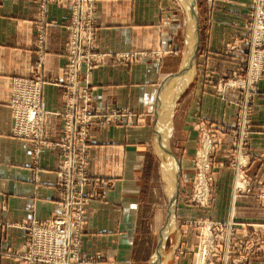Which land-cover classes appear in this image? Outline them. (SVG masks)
Wrapping results in <instances>:
<instances>
[{"label":"crops","instance_id":"obj_1","mask_svg":"<svg viewBox=\"0 0 264 264\" xmlns=\"http://www.w3.org/2000/svg\"><path fill=\"white\" fill-rule=\"evenodd\" d=\"M95 2V42L104 59L87 75L92 105L96 111L124 114L121 122L96 117L92 125L90 179L84 189L94 196L84 213L82 255L88 260L83 264H148L154 254L147 253L149 236L157 233L159 237L167 210L161 225V204L150 207L147 201L148 190L153 192L156 187L150 149L154 118L163 85L179 71L187 51L190 13L181 0ZM249 2L197 0L199 72L192 68L187 85H191L187 89L191 106L181 122L174 123L172 137L184 155L198 152V128L205 119L235 120L236 105L219 98L212 87L219 76H230L243 63ZM70 15L66 0H50L45 10L39 0H0V264H23L19 253L24 249L25 225L34 219H50L58 207L57 171L62 153L58 142L63 117L56 113L64 109V44ZM41 31L46 33L42 47L38 40ZM123 54L138 56L122 60ZM38 76L46 80L43 104L50 114L44 141L36 147L32 139L13 133L10 104L14 80ZM258 91L249 151L253 169L264 179L263 170L255 167L264 156V77ZM233 95L236 101L237 95ZM34 148H38L37 155ZM219 175L218 213L225 219L231 192L226 178L231 174L223 170ZM258 190L242 191L235 201L238 251H244L248 238L251 249L253 241L264 240V201L257 199ZM179 203L180 196L178 209ZM146 209H152L150 214ZM180 237L171 251L185 241ZM250 264H264V257H252Z\"/></svg>","mask_w":264,"mask_h":264},{"label":"rangeland","instance_id":"obj_2","mask_svg":"<svg viewBox=\"0 0 264 264\" xmlns=\"http://www.w3.org/2000/svg\"><path fill=\"white\" fill-rule=\"evenodd\" d=\"M181 2L184 1L181 0ZM249 23L250 17L247 15L246 25ZM188 30L185 43L191 35L189 27ZM250 37L251 34L245 27V34L242 40L247 45V52L242 65L238 70L232 72L230 76H219L212 87L213 92L219 98L225 99L229 104L234 103L236 105L235 120L228 123L226 121H217V119H205L203 125L198 128L197 143L199 150L198 152L193 151L189 155L182 153L176 139H172V137L174 123L176 121L180 123L186 110L191 106L189 91L187 90L188 88L190 89L191 85L189 87L186 86L187 88L184 87L183 93L178 97L173 118L171 147L182 163V176L179 188L181 203H179L178 216L173 223V232L167 239L166 250L158 258L156 264H250L252 257H264V250L261 248V245H264V240L253 241L252 245L254 248L251 249V240L248 238L244 244V251H238L239 239L235 222V201L241 193L238 190L242 189L243 192L250 193L253 189L259 188L260 190L256 194L257 199L261 200L262 203L264 201V190H261V187L264 188V179H261L258 171L256 172L253 169L252 153L249 151V143L253 131L254 105L259 92V83L264 77V64L256 71L251 70L249 62L252 43ZM229 49L232 50L231 48ZM198 54L199 49L193 65L195 73L196 71L199 72ZM253 72L258 73L259 77L257 76V79L250 77V73ZM209 74L206 73V76ZM196 78L198 79L199 77L197 76ZM249 88L255 89L252 92L254 100L249 106L251 112L240 110L241 103L239 102L241 98L245 99V101L247 100ZM170 91L171 88H168L166 93L164 92V96L160 98L161 111H164V109L166 111L167 109ZM233 94L237 95L236 101L235 97L233 98ZM165 111L162 112V115ZM160 118L161 113L159 114V120ZM156 119L157 112L154 118L150 148L153 155L151 167L155 173L153 178H155L156 187L153 192L148 190L147 201L150 207L153 203L161 204L163 212L162 225L174 185L175 165L172 159L161 151L159 147L156 135ZM244 121H249V124H251L250 129L244 128ZM179 127L177 126V130L180 132ZM179 132L176 135L181 139ZM246 136H248L247 141L245 140ZM208 141L209 147L206 153H203V146ZM239 152H248L250 159H246L245 156L241 160L238 159ZM154 154L157 158L154 157ZM243 162L248 164L247 170L242 167ZM184 164L186 165L185 167H183ZM256 165H258V169H262L264 172V156L258 159L255 167ZM223 170L231 174V176L229 175L230 179L226 178V183L231 185V192L229 195L228 216L225 219L221 218L218 213V188L221 182L219 174L223 173ZM150 211L146 209L147 213ZM178 230H181L183 235L181 237L185 241L182 240L176 251H171V247L178 242L180 237ZM157 238V233L149 236L150 251L147 253L155 252L158 243Z\"/></svg>","mask_w":264,"mask_h":264},{"label":"built area","instance_id":"obj_3","mask_svg":"<svg viewBox=\"0 0 264 264\" xmlns=\"http://www.w3.org/2000/svg\"><path fill=\"white\" fill-rule=\"evenodd\" d=\"M45 10L50 0H39ZM70 6V19L66 23L68 38L64 44L66 65L63 82L66 87L62 136L58 142L61 147V161L57 171V185L60 198L57 210L50 219H34L25 225L24 249L19 253L23 264H83L82 255L85 233L84 213L91 197L87 195L85 185L89 181L88 156L91 141V129L94 118L121 122L123 114L119 112L96 111L92 105V92L87 75L103 61L104 56L97 51L95 34L97 31L96 0H66ZM250 23L246 25L251 34L250 68L256 71L264 64V0H250L248 5ZM42 47L46 41L45 31L39 33ZM138 55L123 54L122 60ZM42 64V60L40 61ZM258 73H250L257 79ZM258 76V77H257ZM46 80L41 77L17 78L14 80L11 109L13 133L16 136L30 138L35 146L44 141L47 117L50 114L43 104V90ZM247 100L240 99V110L250 111L254 100L253 91L248 89ZM243 100V101H242ZM244 128H251L244 121ZM246 141L248 136H246ZM242 144V143H241ZM38 154V148H34ZM248 160L250 154L239 152L238 159ZM242 167L247 170L248 164ZM243 174V173H242ZM239 193L242 189L238 190Z\"/></svg>","mask_w":264,"mask_h":264},{"label":"water","instance_id":"obj_4","mask_svg":"<svg viewBox=\"0 0 264 264\" xmlns=\"http://www.w3.org/2000/svg\"><path fill=\"white\" fill-rule=\"evenodd\" d=\"M187 5V8L190 13L191 20V35L187 41V51L184 55L181 67L179 71L170 75L165 84L163 85V89L160 93V98L164 96V92L168 88H171V91L168 94L169 103L167 104V109L165 113L161 111V103L159 98V103L157 107V119H156V135L158 137V143L161 151L167 154L173 161L175 165L174 170V185L172 189V194L169 200V205L166 210V219L163 227L160 230L158 237V244L155 249L154 254L152 255L148 264H156L158 258L165 251L167 245V239L169 238L171 229L173 227V223L175 222V218L177 215L178 202H179V188L182 176V163L176 153L173 151L171 147V137L173 132V118L176 107V102L178 97L183 93L184 87H186L192 76V68L198 53L199 45H200V21L198 16V8H197V0H183ZM183 82L181 85L180 83ZM161 113V118L159 120V114ZM159 121L160 124H159ZM158 125V128H157Z\"/></svg>","mask_w":264,"mask_h":264},{"label":"bare ground","instance_id":"obj_5","mask_svg":"<svg viewBox=\"0 0 264 264\" xmlns=\"http://www.w3.org/2000/svg\"><path fill=\"white\" fill-rule=\"evenodd\" d=\"M192 30V29H191ZM204 141H206V140H204ZM205 143V142H204ZM204 143H203V145H204ZM204 148V150H203V153H206V150L208 149V147H209V141L207 142V143H205V146H203ZM207 165V164H206ZM203 166V165H202ZM200 183V182H199ZM204 183V182H203Z\"/></svg>","mask_w":264,"mask_h":264}]
</instances>
